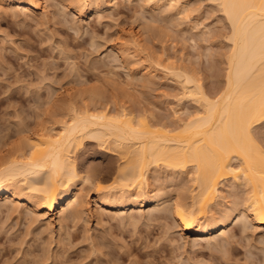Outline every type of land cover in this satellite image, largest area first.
Returning a JSON list of instances; mask_svg holds the SVG:
<instances>
[{"label":"rangeland","instance_id":"1","mask_svg":"<svg viewBox=\"0 0 264 264\" xmlns=\"http://www.w3.org/2000/svg\"><path fill=\"white\" fill-rule=\"evenodd\" d=\"M42 1L48 5V16L24 11L16 0H0V160L13 156L12 144L33 138L42 127L48 130L55 124L51 128L58 129L59 123L54 121L60 115L47 106L53 92L65 102L63 115L75 106L89 110L96 106L93 111L125 107L146 114L150 122L158 119L177 125L173 109L183 108L186 115L200 105L183 95V77L163 69L166 57L193 67L207 92L217 89L222 77L225 80L231 43L224 39L228 26L216 1L180 0L179 7L173 8V0H162L159 6L151 0H111L102 9L84 6L82 12H78L77 0ZM135 33L138 43L132 41ZM74 156L82 176L89 174L94 185H111L112 178L104 175V168L109 162L118 164L117 154L93 142ZM158 163L151 165L149 180L153 181L151 193L159 195V205L171 211L173 201L186 198L190 202L195 193L193 173H179ZM79 181L78 187L86 193L82 196L88 202L86 212L77 222L64 219L63 226L58 224L57 213L55 223L46 226L43 219L27 218L24 214L30 210L21 202L22 208H18L22 210L17 212L10 209L11 201L0 199V264H127L129 252L151 259L152 264H249L251 258L259 264L264 259V226H257L241 206L228 226L227 238H195L181 232L168 209L160 212L158 207L151 215L152 206L139 207L132 221L128 206L114 210L96 205V188L87 190ZM229 181L223 182L222 193L227 197L223 196V206L218 207L230 206L238 195L237 200L245 196L244 183ZM118 194L111 197L119 200ZM217 201L211 207L216 213ZM211 210L205 221L214 214ZM226 239L232 241L225 247L221 243L228 242Z\"/></svg>","mask_w":264,"mask_h":264},{"label":"bare ground","instance_id":"2","mask_svg":"<svg viewBox=\"0 0 264 264\" xmlns=\"http://www.w3.org/2000/svg\"><path fill=\"white\" fill-rule=\"evenodd\" d=\"M151 1L153 4L159 6L162 0ZM179 1L180 0H177V3H179ZM213 1L217 3V0ZM16 2V5L24 11L36 14L39 13L40 15L45 14V16H48L46 13L49 14L48 5L45 3L43 4L42 0H16ZM78 2L80 3V5L78 4L79 6L77 5L78 12H82L84 6H94V10L102 9V7L105 4H109L111 0H99V2L95 0V2L93 1L94 3L92 0H77V3ZM132 41L138 43L139 37L137 39L136 33L133 34ZM229 46L232 48L231 44ZM227 58L228 65L231 63L229 55ZM177 63L173 59L166 57L162 67L165 71L174 76L179 78L183 77V79L180 78L182 81H180V83L183 84L184 87L182 90L183 95L193 97L199 104L200 98L198 97V89L204 86L203 83L195 76L196 71L194 72L195 69L193 67L190 66L191 68H189V64L186 66ZM226 80L227 72L225 73V82ZM191 81H195V83ZM215 89L216 88H214V90ZM221 89L222 88L219 90L223 91V89ZM206 92L207 91H205V93ZM93 107L95 108L96 106ZM93 107H91L92 109L90 110L88 107H84V109H80L79 107L78 109L77 106L69 108L70 111L68 109L67 111L69 112L67 114L60 115L61 120L58 118V121H56L57 119L55 121L53 120L55 123H59L58 129L54 130V127L51 128L55 125L52 124L50 128L48 127V130H43V127L40 131L34 130L33 138H27V140H34L36 144L42 145L35 156L32 155L26 139L22 140V142L25 141L23 143L19 140L18 144H16L17 142H15L16 145L12 144L14 149H10L13 153L10 152L13 156L10 155L11 157H9L8 155L7 159L0 160V199L6 198L8 201H11L12 207L10 206V209L13 208L16 211L19 209L18 211H21L22 209L20 210L18 207L23 205L26 207L25 209L28 208L30 210V212L27 213L25 211L26 214L24 215L28 216L27 218L32 221H41V219H43L42 221L47 222L46 226H52L55 223L54 215L56 213L60 226L65 224L62 222L68 217H71L73 221L75 220L74 222H77V220L84 216L83 214L86 212L84 206L88 203L86 198L82 199V196L86 195V193H84L85 191L83 192L82 187H80V189L77 185V182L80 180L79 182L84 183L87 190L92 186L96 188V195L94 198L96 205L98 204L114 210L125 209V207L128 206L129 216L133 221L135 218L132 219V217H135L134 212L136 208L149 205L152 206L150 209L151 213L153 210H159L161 207L159 195L156 196L152 194L154 189L153 192L151 191L153 185H151V183H153V181L150 183L149 180V169L151 165L154 164V166H157V164L159 165L158 162H160L171 169L180 170L179 173L184 172L187 175L189 172L193 173L191 179H193L195 183V190L193 189L195 193L190 197L191 201L187 202L186 198L179 197L182 199L178 198L179 200L173 201L172 204V214L176 218L182 233L186 235L189 233L195 236V238H202L208 235L213 238L218 235L226 236L229 232L228 226L234 221L239 206L245 210V215L257 226H264V183L259 182L258 177L254 176L253 171L246 168L244 157L240 154V147L238 145H230L223 152L217 150L215 156L208 155L206 153L205 143L201 140L194 139L193 134L185 130V126L188 125V122L201 110V108H199L200 106L198 109L196 108L197 110L194 109V112H185L187 113L186 115L184 114L183 108L173 109V113L175 116L177 115V119L179 120L175 121L179 122L177 125L176 123L167 125V121L165 122V120L163 123L162 121L158 122L159 120L157 118V120L150 119V122L149 118L146 117L147 115L140 113L139 110L135 109V112H139L140 114L134 113V108H131L132 110L125 107L121 109L114 108V110L112 109L113 111H111V108H109V110L105 107L102 108L103 110L105 109L104 111H102V109L98 111V108L93 111ZM181 114L185 116L183 117ZM93 117L98 118L93 119ZM112 117H120L121 122L117 124L115 120L111 119ZM142 117L151 125L147 136L134 139L121 130L125 123H130L133 120H135V124L139 126ZM217 119H219V117H217ZM73 120L77 121L74 129ZM154 121L157 122L154 123ZM191 127H195V125ZM66 129L68 134L61 136V133L65 132ZM57 137H60L58 144ZM204 139L207 140L208 138ZM185 141L192 142L188 143ZM93 142L98 143V146L104 147L105 150L108 149L112 154H117L120 160H118L119 162L114 160L118 162V164L115 163L116 165L112 164L114 162H109L104 168L106 173L104 175L110 179L112 178V182L110 181L111 185H106L107 187L94 185L92 177L89 174L82 176L80 174L81 170L79 171L77 166L78 162L74 154L83 150L87 144ZM7 152L9 151L7 150ZM2 156L0 158H2ZM4 158H6V156ZM191 159H196L198 163L195 165L186 163V161ZM82 169L84 170V168ZM85 171L90 172V174L92 173L90 170ZM245 171L248 172L247 176L244 175ZM174 173L171 175H174ZM229 180L239 183L240 186L244 183V187H246L245 196L237 200L238 197H240V195L237 194L236 200L233 202L231 201L232 204L227 200L230 202V206L221 208L223 205H221L220 202L224 196L223 186H226L223 185V182L226 183ZM240 182H242V184H240ZM240 186L237 185V187ZM161 192L159 191V193ZM117 193H119V200L114 198L116 197L114 195ZM112 195L114 197H111ZM234 196H236V194ZM224 197H227V195ZM112 198L116 201L114 199L112 200ZM216 201L218 204L217 207L221 206L217 209L218 214L215 208H211L212 205L213 207L215 206L214 203ZM19 203L21 205H19ZM164 208L165 207L159 211L162 212L161 210H164ZM165 209H168V207ZM209 209L215 211L214 214L216 213V215L212 214L211 210L210 214L212 215H209L211 216L210 219L205 221ZM171 211L169 210L168 214H171ZM154 212H152L151 215H153ZM156 215H158V213H156ZM129 216H126V218L128 217L130 220ZM159 216L161 217V215L157 217ZM162 216H165L164 213ZM124 217L122 218L124 219ZM150 217H148V219ZM166 217L167 216L164 218ZM24 218L26 219L25 216ZM135 222L134 220L132 223L134 224ZM231 232L233 233L232 230ZM233 235L234 234H232V236ZM227 237L228 235L226 238ZM229 241H225V243L221 244H223V246L225 245V247L227 244V246H229L231 243H229ZM220 246L223 247L222 245ZM98 247L100 249V246H97V248Z\"/></svg>","mask_w":264,"mask_h":264},{"label":"snow or ice","instance_id":"3","mask_svg":"<svg viewBox=\"0 0 264 264\" xmlns=\"http://www.w3.org/2000/svg\"><path fill=\"white\" fill-rule=\"evenodd\" d=\"M217 5L226 17L228 26L229 34L224 39L232 45L227 80L225 82L222 77L219 87L208 93L203 87L198 89L201 110L192 117L185 130L192 133L194 139L205 143L208 155L215 156L217 150L223 152L230 145H238L246 168L253 171L259 182L264 183V0H217ZM171 7H179L177 0H173ZM221 87L223 91L219 90ZM88 95L85 94V103ZM64 104V100L56 93L49 95L47 106L49 109L55 108V114H63ZM46 118L51 119V116ZM111 119L117 124L121 122L120 117ZM76 124L77 121L73 120V129ZM150 127L142 117L139 126L133 120L125 123L121 130L136 139L147 136ZM67 134L66 129L61 136ZM59 140L60 137H57V144ZM28 146L35 156L42 145L31 140ZM186 163L195 165L198 161L191 159ZM244 175L247 176L248 172L245 171ZM126 260L127 264H152L151 259L143 260L140 255L133 256L131 252L127 254ZM249 264H257L256 259L251 258ZM259 264H264V259Z\"/></svg>","mask_w":264,"mask_h":264}]
</instances>
